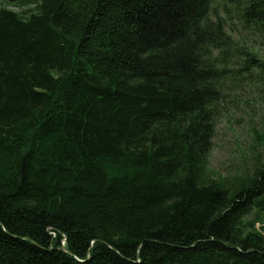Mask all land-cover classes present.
I'll return each instance as SVG.
<instances>
[{"label":"trees","instance_id":"1","mask_svg":"<svg viewBox=\"0 0 264 264\" xmlns=\"http://www.w3.org/2000/svg\"><path fill=\"white\" fill-rule=\"evenodd\" d=\"M3 1L0 264H264V168L195 172L231 81L264 79L226 23L264 36V0Z\"/></svg>","mask_w":264,"mask_h":264},{"label":"rangeland","instance_id":"2","mask_svg":"<svg viewBox=\"0 0 264 264\" xmlns=\"http://www.w3.org/2000/svg\"><path fill=\"white\" fill-rule=\"evenodd\" d=\"M3 2L6 8L24 14L33 7L29 0ZM217 9L225 19L222 6ZM226 23L228 33L239 44L264 60L263 35L246 31L235 16L226 19ZM255 68L252 67L249 76L232 80L229 85L230 95L221 111L223 118L218 122L212 150L196 166V176L203 184L236 191L248 185L264 168V79ZM256 227H260L259 223Z\"/></svg>","mask_w":264,"mask_h":264}]
</instances>
